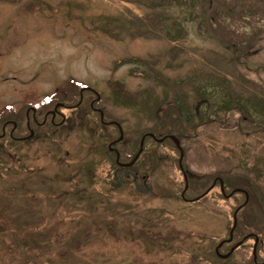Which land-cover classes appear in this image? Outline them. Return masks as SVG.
Segmentation results:
<instances>
[{
	"label": "rangeland",
	"instance_id": "obj_1",
	"mask_svg": "<svg viewBox=\"0 0 264 264\" xmlns=\"http://www.w3.org/2000/svg\"><path fill=\"white\" fill-rule=\"evenodd\" d=\"M65 81L100 92L122 161L144 131L175 134L188 198L218 175L248 199H184L169 138L146 139L137 191L87 95L63 129L0 141V264H255L252 237L214 254L235 212L234 239L258 233L264 258V0H0V113Z\"/></svg>",
	"mask_w": 264,
	"mask_h": 264
},
{
	"label": "trees",
	"instance_id": "obj_2",
	"mask_svg": "<svg viewBox=\"0 0 264 264\" xmlns=\"http://www.w3.org/2000/svg\"><path fill=\"white\" fill-rule=\"evenodd\" d=\"M87 95L88 94L84 95V98L80 103L81 106L87 100L86 99ZM79 98H80L79 95H77L74 98V101H78ZM54 101H55V99H53L51 104H48V105L47 104H45V105L39 104V105H37L35 112L32 109H30L28 114L26 111L27 110L26 106L21 107L20 109H17V110H13V111L9 110V111L5 112L4 114H2L0 116V141L6 139V137H8L12 140H16V141H26V140L30 139V138H23V136L28 135V133L30 132V128H29L28 124H30L31 127L43 126V128H46L47 131H49V132L53 131V129L55 128L56 125L54 123H52V121H51V115L52 114H51L50 109L53 108V106H51V105L53 104ZM89 108L92 111L94 110L91 106H89ZM111 152H113V151H111ZM135 153H136V151L130 155H127L125 157V160L128 161V160L132 159L134 157ZM120 160H124V159L121 158V156H120ZM113 166L115 168H118V163L116 162V160L114 161ZM172 239L173 238H171V240ZM228 248H229V245H227V250H228ZM214 254L217 256L216 251ZM252 258H253V255L251 256V259ZM220 259H222V258H220ZM255 264H258V263H255Z\"/></svg>",
	"mask_w": 264,
	"mask_h": 264
},
{
	"label": "water",
	"instance_id": "obj_3",
	"mask_svg": "<svg viewBox=\"0 0 264 264\" xmlns=\"http://www.w3.org/2000/svg\"><path fill=\"white\" fill-rule=\"evenodd\" d=\"M171 137L176 141V143H177V145L179 146V148H180V150H181V157H180V165L182 166V157H183V150H182V148H181V146H180V142H179V139H177L175 136H173V135H171ZM160 140H163V138H161ZM142 148H143V139H142V141H141V147H140V150L138 151V153H137V155H136V157L135 158H137L138 156H139V154H140V152L142 151ZM236 222H237V219H236V212H235V214H234V226L236 225ZM232 232H233V229L231 230V234H232ZM229 240H230V238H229ZM222 244V242L219 244V246ZM256 244H257V242L255 243V247H254V256H255V258H256ZM219 246L216 248L217 250H218V248H219ZM231 253V251L230 252H228V253H226V254H220L222 257H227V256H229V254Z\"/></svg>",
	"mask_w": 264,
	"mask_h": 264
},
{
	"label": "flooded vegetation",
	"instance_id": "obj_4",
	"mask_svg": "<svg viewBox=\"0 0 264 264\" xmlns=\"http://www.w3.org/2000/svg\"><path fill=\"white\" fill-rule=\"evenodd\" d=\"M93 104H94V103H93ZM94 105H95V104H94ZM55 106H57V105H55ZM62 106H63V107H70V106H73V105H72V104H68V103H65V104L62 103L61 105H59V107H62ZM95 107H96V106H94V108H95ZM97 108H98V107H96L95 109H97ZM50 111H52V110L50 109ZM59 113H60V112H56V114H54V115L51 113V114H52V119H53L52 122L55 123V124L59 123V122H57L56 119H55L56 115L59 114ZM63 120H65V117H64ZM63 120H62V121H63ZM3 131H4V130H3ZM122 167H123L122 175H124V174L131 175V171H132V170H131L129 167H127V166H122ZM215 178H216V177H215ZM217 182H218V181H217Z\"/></svg>",
	"mask_w": 264,
	"mask_h": 264
}]
</instances>
